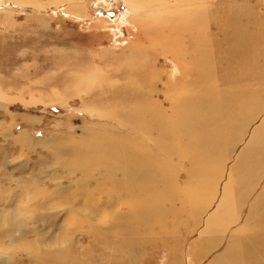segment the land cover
<instances>
[{"label":"rangeland","instance_id":"rangeland-1","mask_svg":"<svg viewBox=\"0 0 264 264\" xmlns=\"http://www.w3.org/2000/svg\"><path fill=\"white\" fill-rule=\"evenodd\" d=\"M194 51L211 67L209 80L197 85L216 84L209 104L217 107L235 93L237 77L240 93L246 84L264 103V0H38L33 6L0 0V264H140V247L122 243L135 238L122 232L134 221H124L125 208L106 197L122 188L99 177L120 179L125 170L129 183L143 179L133 160L150 150L151 139L163 143L167 136L151 131L153 119L141 115L157 109L182 116L190 101L179 90L196 96L198 73L191 75L184 59ZM134 91L153 98L132 107ZM236 101L231 105L244 102ZM219 111L202 112L204 131L183 136L196 153L200 136L224 135ZM255 126L249 122L248 130ZM166 158L155 153L152 163ZM177 159L165 165L181 167ZM73 160L86 168L72 171ZM186 180L178 179L181 190ZM188 227L183 221L168 230L180 229L181 236ZM186 231L185 242L182 236L172 242L185 250L178 264H197L191 251L198 231ZM146 250L144 264H168V249Z\"/></svg>","mask_w":264,"mask_h":264},{"label":"bare ground","instance_id":"bare-ground-1","mask_svg":"<svg viewBox=\"0 0 264 264\" xmlns=\"http://www.w3.org/2000/svg\"><path fill=\"white\" fill-rule=\"evenodd\" d=\"M37 1L16 0L24 6H33ZM112 14L105 13L108 17L114 16V13ZM115 29L128 35L126 28L121 24H116ZM185 45L190 46L191 42H185ZM210 49L212 54L217 51L213 47ZM184 59L189 60L188 63L185 62L186 60L184 62L190 74L198 73L193 80L196 84V96H187L184 89L179 90L185 100L190 101L180 117L176 111L167 114L163 111L158 113L157 109L152 110L153 115L151 112L141 115L153 119L150 125L151 131H158L167 136L166 142L163 143H159L156 137L151 139L150 150L133 160V165L139 166L137 175L143 179L129 183L126 176L130 175H126L125 170L119 171L120 179L110 177L108 174L99 177L103 183L111 186L116 184L122 188L121 191L110 192L106 197L110 205L125 208L126 212L119 215L124 221H134L135 225L132 224V228L123 229L122 232L124 236L127 233H134L135 238L122 240V243L124 246L135 243L140 247L137 251L140 253V256L137 255L141 259L140 264H144L147 259V247L152 252L162 248L168 249V264H178V256L184 255L185 250L181 249V243L180 247H177V244L172 242L178 240L176 238L180 235L176 233L180 229L176 230V233L174 230L171 233L168 226L176 223L180 226L184 221L185 226L189 227L185 228L181 235L183 242H185L186 229L191 230L192 234L198 231V248H193L191 251L195 263L264 264V133L257 130L258 126L264 128V103L261 102V96L247 91L246 84L243 85L240 93L239 85L242 82L237 77L231 87L236 89L235 93L222 99L223 102H218L217 107L212 102L209 104L208 102L215 95L213 93L216 84L197 85L199 82L209 80L208 77L211 75L209 74L211 67H206L207 58L194 51ZM208 91L211 94H207ZM131 96V103L135 104L132 107L144 106L153 98L151 92L134 91ZM166 96V101L171 102V97L168 94ZM237 97L242 98L244 102L231 105ZM143 109H139L138 112L141 113ZM217 109L220 110V121L226 122L224 135L200 136L197 142L202 147V151L196 153V145L192 139L184 141L183 136L192 132L200 135L204 131L200 128L201 113L212 114ZM190 113V119L180 124V119L183 120ZM134 116V120L141 121L137 117V111ZM159 118L161 119L159 125H155ZM194 120H196L195 124ZM220 121L218 124L221 123ZM167 122L168 124L165 125ZM249 122L256 124L252 130H248ZM206 123L208 124L204 125ZM211 123L215 121H205L203 125L210 126ZM150 128L142 126L140 129L147 131ZM250 131L254 138L250 136ZM162 137L164 136H159ZM137 144L141 147L146 146L147 142L141 141ZM155 153L166 155V160L152 163V155ZM175 157L180 158L177 162L181 163V167L165 165L168 160ZM83 158L87 160V157ZM75 160L69 167L73 169L72 171L75 168L83 171L86 168L85 164H78ZM183 163H186V166ZM120 167L124 166L120 164ZM180 171H184L185 174L178 175ZM149 175L153 176V184L147 180H150ZM179 178H187L183 190L177 186ZM182 191L185 194L184 200L178 198V193Z\"/></svg>","mask_w":264,"mask_h":264},{"label":"water","instance_id":"water-1","mask_svg":"<svg viewBox=\"0 0 264 264\" xmlns=\"http://www.w3.org/2000/svg\"><path fill=\"white\" fill-rule=\"evenodd\" d=\"M110 15H113L112 13H110Z\"/></svg>","mask_w":264,"mask_h":264},{"label":"flooded vegetation","instance_id":"flooded-vegetation-1","mask_svg":"<svg viewBox=\"0 0 264 264\" xmlns=\"http://www.w3.org/2000/svg\"><path fill=\"white\" fill-rule=\"evenodd\" d=\"M115 15V14H114Z\"/></svg>","mask_w":264,"mask_h":264}]
</instances>
